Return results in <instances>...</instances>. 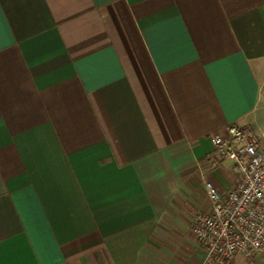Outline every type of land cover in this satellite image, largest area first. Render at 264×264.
<instances>
[{
    "label": "crops",
    "instance_id": "obj_1",
    "mask_svg": "<svg viewBox=\"0 0 264 264\" xmlns=\"http://www.w3.org/2000/svg\"><path fill=\"white\" fill-rule=\"evenodd\" d=\"M263 82L264 0H0V264H202Z\"/></svg>",
    "mask_w": 264,
    "mask_h": 264
},
{
    "label": "built area",
    "instance_id": "obj_2",
    "mask_svg": "<svg viewBox=\"0 0 264 264\" xmlns=\"http://www.w3.org/2000/svg\"><path fill=\"white\" fill-rule=\"evenodd\" d=\"M210 140L218 158L229 162L237 182L222 194L204 182L209 208L190 220L191 232L205 252L202 264L264 258V140L236 124L211 134Z\"/></svg>",
    "mask_w": 264,
    "mask_h": 264
},
{
    "label": "rangeland",
    "instance_id": "obj_3",
    "mask_svg": "<svg viewBox=\"0 0 264 264\" xmlns=\"http://www.w3.org/2000/svg\"><path fill=\"white\" fill-rule=\"evenodd\" d=\"M254 264H264V259L256 258L252 261Z\"/></svg>",
    "mask_w": 264,
    "mask_h": 264
}]
</instances>
